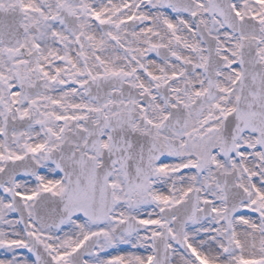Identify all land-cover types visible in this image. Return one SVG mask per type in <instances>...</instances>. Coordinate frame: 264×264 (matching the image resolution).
Here are the masks:
<instances>
[{
    "label": "snow or ice",
    "instance_id": "6c2138e0",
    "mask_svg": "<svg viewBox=\"0 0 264 264\" xmlns=\"http://www.w3.org/2000/svg\"><path fill=\"white\" fill-rule=\"evenodd\" d=\"M0 264H264V0H0Z\"/></svg>",
    "mask_w": 264,
    "mask_h": 264
}]
</instances>
